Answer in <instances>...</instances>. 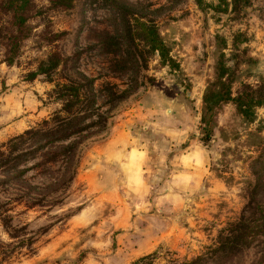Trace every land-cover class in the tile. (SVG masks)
<instances>
[{
	"label": "rangeland",
	"instance_id": "1",
	"mask_svg": "<svg viewBox=\"0 0 264 264\" xmlns=\"http://www.w3.org/2000/svg\"><path fill=\"white\" fill-rule=\"evenodd\" d=\"M115 1L118 10L109 0H72L66 9L32 0L29 36L10 64L0 36V144L59 107L53 82L27 77L51 53L63 59L53 78L91 80L93 107L106 116L80 143L69 187L41 205L26 208L0 172V264H130L153 251L151 264L197 255L198 264H264L261 237L233 255L208 249L239 216L242 188L260 173L264 106L247 121L231 101L219 104L205 115L207 138L200 119L221 55L231 96L264 83V0L238 11L216 0ZM133 18L154 23L170 66L127 39ZM7 19L0 10V35ZM135 151L143 153L141 181L129 164ZM188 155L190 166L180 160ZM37 159L19 166L29 168L30 184L48 178L31 166Z\"/></svg>",
	"mask_w": 264,
	"mask_h": 264
},
{
	"label": "trees",
	"instance_id": "2",
	"mask_svg": "<svg viewBox=\"0 0 264 264\" xmlns=\"http://www.w3.org/2000/svg\"><path fill=\"white\" fill-rule=\"evenodd\" d=\"M47 1L50 5L62 9L69 8L72 3V0ZM109 1L112 9L120 8V3L115 0ZM194 1L198 6L201 3V0ZM216 1L219 5L223 3L224 9L230 5L233 11H238L248 3V0ZM33 7L32 0H0V10L8 17L5 34L0 35L4 40V60L7 64L13 61L22 41L29 36L28 20L34 14V11L30 14ZM132 24L134 27L127 30V39L133 42V38H136L143 47L157 54L161 64L170 66L172 60L154 23L150 19L133 18ZM128 28L130 23L127 25ZM233 43H236L235 39ZM61 62H63L61 57L51 53L37 63L35 70L27 73L28 79L43 75L47 82H53L50 93L59 107L52 111L48 118L42 119L0 144V172L22 192L18 200L24 198L23 205L26 208L41 205L46 202L47 197L69 187L77 171L80 143L93 133L94 127L96 130H101L106 121V116L96 112V108L93 107L95 97L91 89V80L79 83L67 78L65 81L53 78ZM228 70L221 55L215 65V80L211 83L216 88L207 89L202 95L203 112L200 119L204 123L205 138L208 137V119L205 115L212 114L213 109L219 104L231 101L236 112L247 121L253 119L255 108L264 106V83L254 88L245 85L231 96L229 88L231 81L226 77ZM125 94L126 92L122 91L114 95L117 100ZM92 116H95V119H91ZM261 129L264 133V123ZM35 154L38 155V159L31 166L37 168L38 175L48 177L41 184L28 183L23 174L29 168H19ZM256 162L259 163L260 173H255L254 181L252 183L247 181L242 188L245 202L241 213L218 230L213 247L208 248L210 251L233 255L258 237L262 238L264 250V209H258L264 197V160L260 159ZM155 257L156 251H153L130 264H151ZM201 258V255H197L189 260L178 263L172 261L168 264H198Z\"/></svg>",
	"mask_w": 264,
	"mask_h": 264
},
{
	"label": "crops",
	"instance_id": "3",
	"mask_svg": "<svg viewBox=\"0 0 264 264\" xmlns=\"http://www.w3.org/2000/svg\"><path fill=\"white\" fill-rule=\"evenodd\" d=\"M131 155H129L130 158H133L134 161L133 162H130L129 164L131 165V168H132V174H133V177H135L133 180L134 181H141V165H142V162H143V153H140L138 151H135V152H130ZM181 162H184L185 164H187L188 166H190V157L189 155L188 156H182V158H180ZM197 166L200 165V161L197 162V160H195L194 162ZM196 166V167H197ZM198 168V167H197ZM136 183V182H134ZM140 186V184L138 185L136 183V186ZM153 240V238H152ZM157 241L156 240H153L152 243H156Z\"/></svg>",
	"mask_w": 264,
	"mask_h": 264
}]
</instances>
